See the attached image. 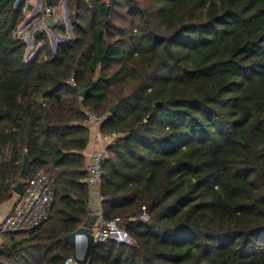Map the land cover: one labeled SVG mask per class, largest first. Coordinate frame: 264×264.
Returning <instances> with one entry per match:
<instances>
[{"label":"trees","instance_id":"trees-1","mask_svg":"<svg viewBox=\"0 0 264 264\" xmlns=\"http://www.w3.org/2000/svg\"><path fill=\"white\" fill-rule=\"evenodd\" d=\"M26 1L0 0V206L40 171L54 199L41 227L0 234V264L74 255L93 213L88 113L115 105L101 204L136 245L95 244L91 264H264V0H67L73 37L55 23L66 41L44 33L28 61Z\"/></svg>","mask_w":264,"mask_h":264},{"label":"built area","instance_id":"built-area-1","mask_svg":"<svg viewBox=\"0 0 264 264\" xmlns=\"http://www.w3.org/2000/svg\"><path fill=\"white\" fill-rule=\"evenodd\" d=\"M36 2H38V5L45 8V10H43L42 18L44 20L43 24L46 25V28L43 30L35 28L31 32L33 37L38 30H41L43 34L46 33L47 35V31L53 30L48 27L47 21L48 19L53 18L54 9L49 8L48 6L45 7L46 0H36ZM48 37L50 38L49 35ZM38 46L39 48L41 47L40 44ZM110 116V113L103 117H97L95 114L88 113V119L86 122L89 131L93 133V139L97 145L96 150L90 156V160L87 164L88 185L91 193L90 206L93 205V200L96 199V208L92 213L93 222L89 228V233L93 238L94 244L114 243L131 247L135 246L136 243L128 232L127 224L119 218L114 220L106 219L101 204L102 199L100 191L103 181V166L105 161L109 159L107 148L124 137L121 133H101L102 125ZM53 199L54 191L53 180L51 177L43 171L37 172L32 177H29L26 180L23 194L21 196L15 195L12 209L0 223V234H18L41 227L51 217ZM149 221L150 217L147 210L146 208H143L141 216L138 218H131L128 222H140L145 224ZM84 237L88 242V236ZM74 250V255L67 258L64 264H79L76 257L82 258L84 252H82L81 249ZM91 263V258H89L86 264Z\"/></svg>","mask_w":264,"mask_h":264},{"label":"rangeland","instance_id":"rangeland-1","mask_svg":"<svg viewBox=\"0 0 264 264\" xmlns=\"http://www.w3.org/2000/svg\"><path fill=\"white\" fill-rule=\"evenodd\" d=\"M21 1H25V0H21ZM136 1L137 0H134V2H136ZM65 2H66V0H62L60 5H59V6H61V4H63L62 7H61L63 10L65 8ZM120 3L122 5L127 4L126 2H121V1H120ZM140 3L145 6V4L143 2H140ZM29 7H31L32 10L28 12L27 8H29ZM57 9L59 10V7ZM57 9L54 8V10H53L54 18L56 19L55 16H57L58 22H60V23L65 25L66 31H67V36L72 38L73 35H72L70 23L67 21L66 13H64L63 10L59 11V13H58ZM43 10H45V8H43L42 6L38 5V2H36V0H27L26 1V9H25V13H24L25 14V20L19 26V29L16 32V37L18 39H20V40H24L27 43V50H26L27 51V53H26L27 61L31 60L32 58L35 57L36 52H37V47H38L37 43H36V46H34L36 40H34V37H33V35H31V32L35 28L42 29V30L46 28V25L43 24V22H44L43 18L40 19V17L43 16ZM33 16H34V18H32ZM31 19L32 20L37 19L38 21L36 20V21H32L31 22ZM30 22H31V24H30ZM47 33L50 36V38H49L50 39V45H51V48H52L53 51L56 49L55 46H56V43L58 41H61V39L63 41H66V39L63 36H61L60 34H58V32H56V30H49V31H47ZM33 43H34V45H33ZM3 243H4V240L2 238V240L0 242V246Z\"/></svg>","mask_w":264,"mask_h":264},{"label":"water","instance_id":"water-1","mask_svg":"<svg viewBox=\"0 0 264 264\" xmlns=\"http://www.w3.org/2000/svg\"><path fill=\"white\" fill-rule=\"evenodd\" d=\"M50 4H51V0H47L48 7L50 6ZM68 20H69V16H68V13H67V21ZM47 25H48V27L50 29L55 30V23H54L53 18L48 19ZM41 35H43V32L41 30L36 31L35 34H34V39L37 40L38 37L41 36ZM62 41L63 40L61 39L60 43ZM58 44H56L55 47H57ZM87 93H88V90L79 92L80 98L85 99ZM117 109H118V105H115L113 108H111L110 111H109L110 115H115L116 112H117ZM31 164H32L31 159H30L28 153L25 152L23 163H22V170H21L23 175H25V176H29L30 175ZM23 189H24V184L20 183L16 187H14L13 193L15 195H17V196H21L23 194ZM92 222H93V217L91 216L87 220V223H86L84 228L78 230L76 233H74L73 235H71V236L66 238L67 243H69L74 249H79V247H80L79 245H81V251L84 252L83 257L82 258H77L75 256L77 261L79 262V264H86L87 263V261L89 260V258L91 256V250H92V248L95 245L94 241H93V238H92V236L89 233V228H90L89 226H90V224H92ZM82 236H88L89 241L88 242L86 241L85 243H82V244L78 243L77 240L80 237H82Z\"/></svg>","mask_w":264,"mask_h":264},{"label":"crops","instance_id":"crops-1","mask_svg":"<svg viewBox=\"0 0 264 264\" xmlns=\"http://www.w3.org/2000/svg\"><path fill=\"white\" fill-rule=\"evenodd\" d=\"M62 5L63 4H61V6H59V10L57 9V8H55V9H57V12L59 13V11H61V10H63L61 7H62ZM28 10V12L29 11H31V10H29V8H27ZM27 12V13H28ZM63 12L64 13H66V15H67V13H68V2H67V0H66V2H65V8H64V10H63ZM68 16H69V13H68ZM56 17V19L54 18V16H53V20H54V23H57L58 22V18H57V16H55ZM32 18H34V16L32 17ZM38 19V18H37ZM37 19H34V20H32L31 19V22L32 21H36ZM38 21V20H37ZM31 22H30V24H31ZM68 22H69V20H68ZM57 32V31H56ZM56 34V33H55ZM33 41V40H32ZM34 42V41H33ZM58 42H60V41H58ZM57 42V43H58ZM33 45H34V43H33ZM34 46H36V41H35V45ZM38 46V45H37ZM38 49H39V46L37 47V51H38ZM37 53V52H36ZM96 148H97V145H96V143H95V141H94V139H93V133L92 132H90V143H89V146H88V148H87V150L85 151V155H86V157L90 160V156L93 154V152L96 150ZM88 160V161H89ZM14 200H15V197L11 200V201H9V202H7V203H5V204H3V205H1L0 206V223L3 221V219L7 216V214L9 213V211L12 209V206H13V204H14ZM93 205H91L90 206V209L92 210V212L94 211V209L96 208V199H94L93 200V203H92ZM1 240H2V238L0 237V242H1Z\"/></svg>","mask_w":264,"mask_h":264},{"label":"bare ground","instance_id":"bare-ground-1","mask_svg":"<svg viewBox=\"0 0 264 264\" xmlns=\"http://www.w3.org/2000/svg\"><path fill=\"white\" fill-rule=\"evenodd\" d=\"M87 240H86V238L84 237V236H82V237H80L78 240H77V242L78 243H80V244H82V243H85ZM80 247H79V250L81 249V245H79Z\"/></svg>","mask_w":264,"mask_h":264}]
</instances>
